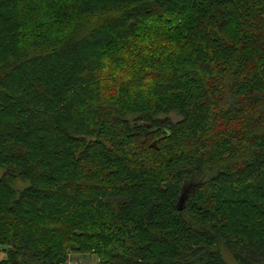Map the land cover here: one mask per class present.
<instances>
[{"label": "trees", "instance_id": "1", "mask_svg": "<svg viewBox=\"0 0 264 264\" xmlns=\"http://www.w3.org/2000/svg\"><path fill=\"white\" fill-rule=\"evenodd\" d=\"M0 172V264H264V0H0Z\"/></svg>", "mask_w": 264, "mask_h": 264}, {"label": "rangeland", "instance_id": "2", "mask_svg": "<svg viewBox=\"0 0 264 264\" xmlns=\"http://www.w3.org/2000/svg\"><path fill=\"white\" fill-rule=\"evenodd\" d=\"M15 186L18 189H23L24 187L27 186V184L22 182V181H20V180H18V181H16ZM221 251H222V256H223L224 261L226 262V264H239L237 262V260L227 250H225L224 248H221ZM5 257H6V253L2 252L0 254V260L4 259ZM97 258L101 259L100 257H98L93 252H78V253L77 252H71L68 255L67 260H77V259H80V260H94V259H97Z\"/></svg>", "mask_w": 264, "mask_h": 264}, {"label": "built area", "instance_id": "3", "mask_svg": "<svg viewBox=\"0 0 264 264\" xmlns=\"http://www.w3.org/2000/svg\"><path fill=\"white\" fill-rule=\"evenodd\" d=\"M63 264H104L101 259H94V260H67Z\"/></svg>", "mask_w": 264, "mask_h": 264}, {"label": "water", "instance_id": "4", "mask_svg": "<svg viewBox=\"0 0 264 264\" xmlns=\"http://www.w3.org/2000/svg\"><path fill=\"white\" fill-rule=\"evenodd\" d=\"M189 192H190V187H184L178 203V207L180 210H183L185 208V203Z\"/></svg>", "mask_w": 264, "mask_h": 264}]
</instances>
